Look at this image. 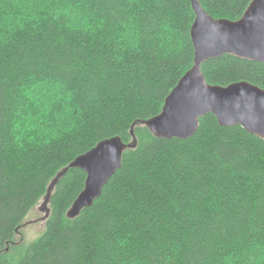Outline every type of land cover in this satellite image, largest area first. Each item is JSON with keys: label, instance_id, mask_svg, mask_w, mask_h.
I'll list each match as a JSON object with an SVG mask.
<instances>
[{"label": "trees", "instance_id": "1", "mask_svg": "<svg viewBox=\"0 0 264 264\" xmlns=\"http://www.w3.org/2000/svg\"><path fill=\"white\" fill-rule=\"evenodd\" d=\"M36 1L46 9L18 25L8 18L17 1L0 0V264H260L264 140L212 114L188 140L138 128V149L75 220L66 213L87 174L71 169L43 234L17 259L4 254L61 169L103 140L129 143L133 123L160 114L194 66L191 0ZM252 1L200 3L236 21ZM72 9L82 22H69ZM203 72L212 85L264 89L262 63L224 56ZM44 82L57 83L69 105L53 97L42 112L32 87ZM61 108L74 112L68 128Z\"/></svg>", "mask_w": 264, "mask_h": 264}, {"label": "water", "instance_id": "2", "mask_svg": "<svg viewBox=\"0 0 264 264\" xmlns=\"http://www.w3.org/2000/svg\"><path fill=\"white\" fill-rule=\"evenodd\" d=\"M191 2L196 14L191 30L194 66L167 97L161 113L148 120H136L130 130V143L120 136L103 140L61 169L50 181L47 193L37 206L43 216L18 227L21 240L9 243L6 253L11 246L22 242L21 229L38 222L46 225L51 216L54 192L71 169L85 171L87 179L84 190L68 210L67 218L75 220L92 207L102 196L108 181L123 167L125 153L138 149V128H147L159 139L188 140L197 134L201 120L212 114L222 127L240 126L264 140V89L246 81L227 86L212 85L203 72L206 62L224 56L264 64V0H253L243 17L235 22L216 19L204 10L199 0Z\"/></svg>", "mask_w": 264, "mask_h": 264}, {"label": "rangeland", "instance_id": "3", "mask_svg": "<svg viewBox=\"0 0 264 264\" xmlns=\"http://www.w3.org/2000/svg\"><path fill=\"white\" fill-rule=\"evenodd\" d=\"M17 2L14 4V6L12 7V9L9 12V17L10 19H13L14 22H16L18 25H23L25 23H27L29 21L28 18H31L32 20H37L38 19V15L37 13H31L30 15H28L30 12H34V11H44L46 9V5H44L43 3L36 1V0H16ZM41 1H46V0H41ZM10 13H13V15H10ZM65 15L67 16L69 22H73V21H83V18H78L77 15H79L77 13V11L75 10H68V11H64ZM83 17V15H82ZM7 18V17H5ZM11 29H14L15 26L14 24L10 25ZM32 91H33V98L36 97L37 105L39 106V109L43 112L46 105L48 103L46 102H50L52 100V98L54 97V99L56 101H60L64 104L69 105V101L70 99L68 97H61L58 95V92H60V88L59 85L55 82H44L43 84H35L32 87ZM46 113H49V111H47ZM67 114V115H66ZM72 114V115H71ZM74 112L73 110H71L70 108H67V110L65 109L64 112H62V108H61V116L63 117L64 115H66L64 117L65 122L64 124L66 125V127L68 128V124L74 123ZM69 116L73 117V121H68ZM60 124L59 121H56L54 123V127H58ZM61 128V127H60ZM41 130V129H40ZM43 132L46 133L45 129H42ZM47 134V133H46ZM43 214L41 212H39L37 210V208H35L30 216H28V218L24 221H34L39 219ZM23 222V223H24ZM22 223V224H23ZM45 230V226L42 227L41 223H35L31 226H27L25 229H23V234H24V240L23 242H21L20 246H15L14 247V251L9 252L8 255H12V259H17L19 256H21L23 254V252L37 239L39 238L43 232ZM20 238H17V241H19ZM261 263L260 264H264V253L261 254ZM232 261L229 260L227 261L226 264H231Z\"/></svg>", "mask_w": 264, "mask_h": 264}, {"label": "bare ground", "instance_id": "4", "mask_svg": "<svg viewBox=\"0 0 264 264\" xmlns=\"http://www.w3.org/2000/svg\"><path fill=\"white\" fill-rule=\"evenodd\" d=\"M199 1H200V0H199ZM191 3H192V2H191ZM251 3H252V2H251ZM200 4H201V3H200ZM249 6H250V5H249ZM193 10H194V9H193ZM204 10H205V9H204ZM194 12H195V11H194ZM195 15H196V14H195ZM242 17H243V16H242ZM242 17H241V18H242ZM241 18H240V19H241ZM240 19H239V20H240ZM195 20H196V18H195ZM226 20H228V19H226ZM230 21H231V20H230ZM236 21H238V20H236ZM234 22H235V21H234ZM194 23H195V22H194ZM193 25H194V24H193ZM192 27H193V26H192ZM191 30H192V29H191ZM191 39H192V38H191ZM193 46H194V45H193ZM194 60H195V58H194ZM213 60H214V59H213ZM187 72H188V71H187ZM187 72H186V73H187ZM241 82H242V81H241ZM163 107H164V106H163ZM210 115H211V114H210ZM217 120H218V119H217ZM218 122H219V121H218ZM244 130H245V129H244ZM150 133H151V132H150ZM151 134H152V133H151ZM152 135H153V134H152ZM153 136H154V135H153ZM194 136H195V135H194ZM194 136H193V137H194ZM154 137H155V136H154ZM193 137H192V138H193ZM155 138H156V139H159V138H157V137H155ZM165 140H166V139H165ZM172 140H173V139H172ZM129 143H130V142H129ZM128 151H129V150H128ZM128 151H127V152H128ZM131 151H132V150H131ZM127 152H126V153H127ZM126 153H125V154H126ZM116 173H117V172H116ZM86 174H87V173H86ZM112 177H113V176H112ZM86 179H87V178H86ZM109 181H110V180H109ZM109 181H108V182H109ZM85 184H86V182H85ZM107 184H108V183H107ZM107 184H106V185H107ZM84 188H85V187H84ZM83 190H84V189H83ZM98 199H99V198H98ZM75 200H76V199H75ZM96 201H97V200H96ZM39 203H40V202H39ZM94 204H95V203H94ZM37 206H38V205H37ZM37 206H36L35 208H37ZM69 209H70V208H69ZM69 209H68V210H69ZM67 213H68V211H67ZM67 213H66V217H67ZM42 216H43V215H42ZM42 216H41V217H42ZM41 217H40V218H41ZM26 222H29V221H26ZM26 222H24V223L21 224L20 226L24 225ZM39 223H41V225H42V222H39ZM32 225H33V224H32ZM20 226H19V227H20ZM29 226H31V225H29ZM42 227H43V225H42ZM45 227H46V225H45ZM25 228H26V227H25ZM25 228H23V229H25ZM23 229L20 230V233H21V235L23 236V240H24V234H23V232H22ZM17 230H18V229H17ZM18 237H19V236H18V234H17V238H18ZM19 238H20V240H21V237H19ZM20 240H19V241H15V242H16V243H19ZM23 240H22V242H23ZM20 245H21V243H20L19 245H17V246H20ZM15 246H16V245H13V246H11V247H15ZM11 247H10V250H11ZM9 252H10V251H9ZM9 252H8V253H9ZM8 253L5 252L4 254H8ZM1 256H2V254H0V257H1Z\"/></svg>", "mask_w": 264, "mask_h": 264}, {"label": "snow or ice", "instance_id": "5", "mask_svg": "<svg viewBox=\"0 0 264 264\" xmlns=\"http://www.w3.org/2000/svg\"><path fill=\"white\" fill-rule=\"evenodd\" d=\"M103 148V145L101 146V149ZM101 149H98L97 151H100Z\"/></svg>", "mask_w": 264, "mask_h": 264}]
</instances>
